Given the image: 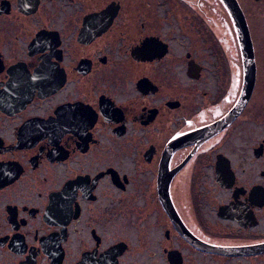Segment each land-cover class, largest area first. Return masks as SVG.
Here are the masks:
<instances>
[{
    "label": "flooded vegetation",
    "instance_id": "af4514ba",
    "mask_svg": "<svg viewBox=\"0 0 264 264\" xmlns=\"http://www.w3.org/2000/svg\"><path fill=\"white\" fill-rule=\"evenodd\" d=\"M0 0V264H264V0Z\"/></svg>",
    "mask_w": 264,
    "mask_h": 264
},
{
    "label": "water",
    "instance_id": "95a60500",
    "mask_svg": "<svg viewBox=\"0 0 264 264\" xmlns=\"http://www.w3.org/2000/svg\"><path fill=\"white\" fill-rule=\"evenodd\" d=\"M230 15L238 34L244 67V93L240 100L246 102L253 84L254 59L251 40L245 18L236 0H220Z\"/></svg>",
    "mask_w": 264,
    "mask_h": 264
}]
</instances>
